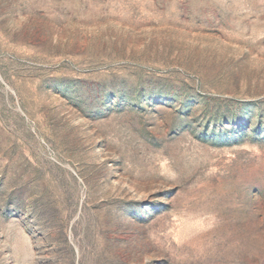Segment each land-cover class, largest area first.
<instances>
[{"label":"rangeland","instance_id":"374dc122","mask_svg":"<svg viewBox=\"0 0 264 264\" xmlns=\"http://www.w3.org/2000/svg\"><path fill=\"white\" fill-rule=\"evenodd\" d=\"M0 264H264V0H0Z\"/></svg>","mask_w":264,"mask_h":264}]
</instances>
